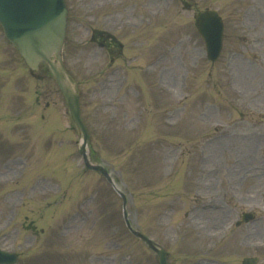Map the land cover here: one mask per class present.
Here are the masks:
<instances>
[{"label":"rangeland","instance_id":"374dc122","mask_svg":"<svg viewBox=\"0 0 264 264\" xmlns=\"http://www.w3.org/2000/svg\"><path fill=\"white\" fill-rule=\"evenodd\" d=\"M66 1L63 57L79 84L90 160L108 169L131 226L169 264H264V0H188V9L181 0ZM210 8L224 21L213 62L193 18ZM86 25L113 28L123 52L140 58L99 81L112 63L92 51ZM2 40L0 246L19 264H157L125 228L115 188L84 168L81 134L48 69L33 77ZM223 198L229 213L200 208ZM244 211L256 220L209 240Z\"/></svg>","mask_w":264,"mask_h":264},{"label":"water","instance_id":"95a60500","mask_svg":"<svg viewBox=\"0 0 264 264\" xmlns=\"http://www.w3.org/2000/svg\"><path fill=\"white\" fill-rule=\"evenodd\" d=\"M65 15L64 0H0V24L4 35L31 70H37L41 62L50 66L72 120L83 134L81 150L84 152L88 135L79 117L78 90L76 85L68 80L61 58L65 37ZM195 20L198 31L205 41L207 55L215 60L221 49L223 32L221 19L216 11L205 10L198 13ZM84 160L89 168L107 176L100 166L90 165L85 156ZM132 232L155 250L159 264H167L162 249L155 248L153 243L139 232L135 230ZM15 259L14 254L0 252V264H9ZM245 261L250 262L249 264L255 263V259Z\"/></svg>","mask_w":264,"mask_h":264},{"label":"flooded vegetation","instance_id":"af4514ba","mask_svg":"<svg viewBox=\"0 0 264 264\" xmlns=\"http://www.w3.org/2000/svg\"><path fill=\"white\" fill-rule=\"evenodd\" d=\"M111 40V39H110ZM102 44V43H101ZM229 216V214H224V217H228ZM240 220H238L237 222H236V225L238 226L241 222H239ZM228 225V224H227ZM226 235V234H225ZM224 235V236H225Z\"/></svg>","mask_w":264,"mask_h":264}]
</instances>
